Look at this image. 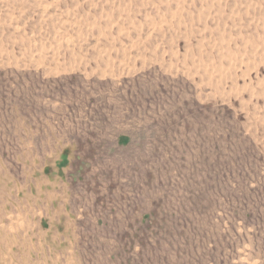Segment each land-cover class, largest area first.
Wrapping results in <instances>:
<instances>
[{
  "label": "rangeland",
  "instance_id": "rangeland-1",
  "mask_svg": "<svg viewBox=\"0 0 264 264\" xmlns=\"http://www.w3.org/2000/svg\"><path fill=\"white\" fill-rule=\"evenodd\" d=\"M0 264H264V0H0Z\"/></svg>",
  "mask_w": 264,
  "mask_h": 264
}]
</instances>
